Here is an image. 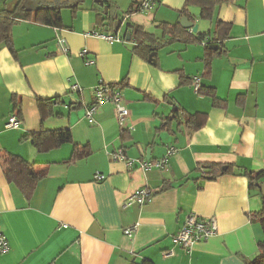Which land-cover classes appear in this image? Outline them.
<instances>
[{
  "label": "crops",
  "instance_id": "obj_1",
  "mask_svg": "<svg viewBox=\"0 0 264 264\" xmlns=\"http://www.w3.org/2000/svg\"><path fill=\"white\" fill-rule=\"evenodd\" d=\"M17 1L0 0V11ZM133 1L111 0L109 12L121 15V22L118 32L112 29L120 39L110 42L93 34L112 32L100 23L95 0H27L34 10L60 7L62 25L33 16L13 28L17 55L0 47V155H18L46 172L27 198L0 159V228L9 243L0 264H129L144 258L155 264H246L257 254L262 228L251 214L262 208V198L239 171L264 173V0L218 7L215 18L232 30L215 50L220 53L208 76L214 24L200 17V9L191 6L184 14L186 0H157L151 10L127 14ZM183 17L198 25L196 33L188 31L204 39H175L153 51V61L134 51L133 36L127 38L132 23L159 42L161 23L181 25ZM59 36L67 40L68 54L58 48ZM198 75L225 106L195 91L191 81ZM101 83L118 84L130 111L125 127L112 102L98 107L94 123L87 119ZM73 84L82 90L71 92ZM195 113L207 114L200 128L183 118ZM12 114L22 120L19 127L6 126ZM42 128H68L74 143L39 152L23 137ZM74 144L88 145L91 154L70 161ZM170 148L174 153L163 168L139 166L166 157ZM121 149L126 160H114ZM208 163L224 165L221 175H205L201 166ZM143 187L152 189L151 198L125 207ZM191 214L214 217L218 231L187 250L173 237ZM169 249L174 254L168 257Z\"/></svg>",
  "mask_w": 264,
  "mask_h": 264
},
{
  "label": "trees",
  "instance_id": "obj_2",
  "mask_svg": "<svg viewBox=\"0 0 264 264\" xmlns=\"http://www.w3.org/2000/svg\"><path fill=\"white\" fill-rule=\"evenodd\" d=\"M104 4L110 10L112 8L111 0H103ZM144 0H134L129 7L127 14L140 12L142 3ZM229 0H186L182 8L184 14H189V8L191 6L198 7L200 9V17L202 19L210 20L214 24V30L212 31L211 43H218L224 46V43L231 36L232 24L229 22L222 21L215 18L216 10L218 7L228 2ZM100 12V23L103 24L107 29H114L116 20L121 22L119 14L104 15V6L99 3H95ZM34 16L35 20L41 24L50 25L58 28L62 25L61 8H37L32 9L27 4V0H18L13 8H6L0 11V47L6 46L14 55H17V51L14 47L13 42V28L14 26L22 21L29 20ZM160 28L162 29L163 36L158 42V38L145 31L142 26L137 24H128L127 33L135 39L134 51L141 54L145 58H148L150 54L157 50L159 47L166 43H169L175 39H179L184 43L199 42L204 39V35H196L190 33L188 29L183 28L180 24L161 23ZM113 32V31H112ZM114 33V32H113ZM116 34V33H115ZM220 51L212 50L209 46L206 48V68L207 71L205 76L209 75L211 69L212 57ZM117 86L118 84H111ZM200 94L209 96L212 99L214 106L222 107L225 106L226 101L217 97L215 89L202 86ZM43 100L40 99V102ZM185 122L194 127H202L207 119L206 113H195L185 114ZM23 140H29L37 148L39 152H48L54 148L60 147L64 143H74L73 134L70 129H58V130H47L42 128L38 132L26 133ZM91 154V149L88 145L80 146L74 144V152L70 161H77L85 158ZM5 174L7 178L14 182L22 193L30 198L35 190V187L39 180L46 176V172L37 167L35 163H30L24 158L14 155L11 153H2L0 155ZM224 165L218 163H208L201 166L204 174L209 178H216L221 175ZM229 166L227 172L231 169ZM242 170V169H241ZM239 171L248 177L250 190H257L258 194L262 198V208L255 213H252V217L259 220L262 228V238L258 240V252L257 254L249 259L246 264H264V196L262 195L261 189L258 187V183H264V173L254 172L248 169ZM129 264H155L151 259L144 258L138 262L132 260Z\"/></svg>",
  "mask_w": 264,
  "mask_h": 264
},
{
  "label": "built area",
  "instance_id": "obj_3",
  "mask_svg": "<svg viewBox=\"0 0 264 264\" xmlns=\"http://www.w3.org/2000/svg\"><path fill=\"white\" fill-rule=\"evenodd\" d=\"M156 1L157 0H144L142 3L141 11H148L153 9ZM93 34L110 42L120 39L119 36L113 32L105 33V32L95 31L93 32ZM57 45L62 53L68 54L70 52L69 45L64 37L59 36L57 38ZM82 55L87 56L88 51L84 50ZM87 62L93 63L94 59L89 58ZM191 85L196 92L200 93V90L202 89V76L199 75L194 76L192 78ZM81 90L82 88L78 84H73L70 87L71 92H77ZM123 100L124 99L122 93L117 87L111 84L101 83L99 86H97L94 89V102L87 107L86 117L90 123H94L95 122L94 116L98 110V107L104 103L112 102L116 105L117 118L119 124L122 127H125L126 119L130 115V111L123 103ZM21 123L22 120L20 119V117L18 115L12 114L9 117L6 126L10 128L19 127ZM173 153H174V149L170 148L168 150V155L166 157L159 159L155 162L143 160V161H139L138 164L141 168L146 170L153 167L163 168L167 163L169 156H171ZM113 159L119 161H125L126 157L124 151L121 149L118 152H116L113 155ZM126 163L129 165V167H133L135 161L127 160ZM96 178L101 179L103 178V175L97 174ZM152 195H153L152 189H150L149 187H143L137 190L133 195L129 197L125 207L132 205L133 203L143 204L147 200H149ZM134 230H135V226L126 228L124 232L126 235L131 236ZM217 231H218V225L214 217L202 218L195 214H191L187 218L185 224L180 229V231L173 237V241L176 245H179L184 249L189 250L192 248V246L195 243L208 240L213 235H215ZM8 250H9V243L7 237L0 228V253H5ZM164 253L166 256L169 257L174 254V250L169 249Z\"/></svg>",
  "mask_w": 264,
  "mask_h": 264
},
{
  "label": "water",
  "instance_id": "obj_4",
  "mask_svg": "<svg viewBox=\"0 0 264 264\" xmlns=\"http://www.w3.org/2000/svg\"><path fill=\"white\" fill-rule=\"evenodd\" d=\"M95 2L99 3L100 5L104 6V13L107 15L109 13V9L108 7L104 4V1L103 0H95ZM48 7V5H46ZM181 25L184 27V28H187V29H191L194 33L197 32L198 30V25L193 23L192 21H190L188 19V17H183L181 19ZM119 27H120V21L119 20H116L115 21V24H114V31L115 32H118L119 30ZM127 38L130 39V34L128 33L127 34ZM210 48L211 49H214V50H217V49H221V46L220 44L218 43H212L210 44ZM155 55V53H151L150 56H149V60L153 61L154 58L153 56ZM226 168V167H225ZM258 187L261 189L262 191V195L264 196V183H258Z\"/></svg>",
  "mask_w": 264,
  "mask_h": 264
}]
</instances>
